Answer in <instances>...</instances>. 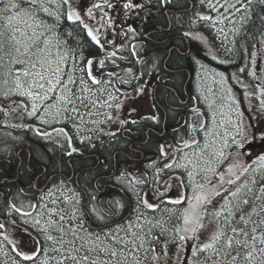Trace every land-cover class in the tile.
<instances>
[{"label":"flooded vegetation","instance_id":"obj_1","mask_svg":"<svg viewBox=\"0 0 264 264\" xmlns=\"http://www.w3.org/2000/svg\"><path fill=\"white\" fill-rule=\"evenodd\" d=\"M240 2L234 14L237 19L235 29H228L218 40L225 55L213 45L209 52L204 39L189 35L193 29L188 31L189 34L171 36L177 42L171 41V50H176L175 59L185 58L188 66L167 68L174 74V85L165 82L171 81L170 77H164L160 81L162 84L153 85L148 97L150 110L143 116L148 124L146 139L132 141L126 135L130 128L120 127L122 135L129 141L131 153L123 152L127 156L125 165L118 166L117 151L112 172L99 175L95 181L100 195L98 204L102 209V200L109 205L107 190L116 193L122 192V188L131 193V189L119 180L120 175L126 174L131 179L138 170L143 171L146 182L142 199L153 208L143 203L146 208L144 224L139 227L148 238V246L150 239L154 240L155 250L158 245L154 252L159 257L158 264H264V162L259 159L264 156V105L261 104L264 101V0ZM251 24L255 28H249ZM250 32L253 35L240 53L237 48L239 38L244 35L242 39L246 40ZM206 84L207 93L204 94ZM158 87L172 91L173 104L169 102L171 94L168 92L160 101ZM152 116L157 119L154 121ZM241 122L247 129V141L242 148H237L231 136L235 135L236 124ZM225 133H228V146L214 164L215 148L223 144ZM142 144H147V148H140ZM1 150L7 151L8 145L2 146ZM168 154L173 156L168 164L176 169L164 172L165 180H161L160 156ZM208 160L212 161L214 172L205 171ZM47 163L38 157L31 144L20 146L17 143L14 157H0V203L7 205L9 214L8 217L0 216V225L10 218V207L19 214H27L18 211L14 204L19 198L36 200L26 197L28 187L31 186L38 197L56 183V174L64 179L59 181L74 180L78 184L79 172L73 167L71 174L66 175L50 171ZM108 178L111 181L98 185ZM193 184L212 185L216 192L203 200L200 222L191 238L182 225L185 224V210L194 195ZM177 198H183V202L171 203ZM128 200V220L132 222L138 213L133 199L131 201L128 196ZM3 228L0 227V235ZM209 244L212 247L206 248ZM174 252L179 254V262Z\"/></svg>","mask_w":264,"mask_h":264},{"label":"rangeland","instance_id":"obj_2","mask_svg":"<svg viewBox=\"0 0 264 264\" xmlns=\"http://www.w3.org/2000/svg\"><path fill=\"white\" fill-rule=\"evenodd\" d=\"M95 1L97 0H69V3L65 4L64 0H52L51 3H46V6L54 15L49 16L42 11L36 15L35 24L43 21L47 25V27L35 29L38 33H44L40 38V47H44L45 40L51 41L46 52L50 54L49 59L52 61V67L55 68L57 65L60 67V75L64 84H67L69 77L74 83L67 84L71 92L64 91L62 93L58 88L55 93L48 94L50 99L37 101L38 110L35 115H31L33 101L27 96H21L16 91L12 77L7 74V64L0 78V109L5 110L3 111L6 116L3 121L5 127L10 128L11 125L25 127L27 124H32L34 132L37 131V134H32L34 138L47 141L49 144L63 145L66 142L75 143L80 139L90 140L91 137L100 134L105 129L115 131L120 127L122 121L126 122L127 118L138 120L149 112L151 103L147 97H150L152 93L151 80L141 91L140 94L142 95L133 97L126 88L116 82L113 75L109 74L113 71L110 67H102L99 64V57L108 53L107 49L109 48H105L108 38L103 40L105 37L104 30L102 32L98 31L100 33L98 39L104 43L105 50L101 49V55L90 58L85 57L83 52L73 45L71 36L63 34L61 30L59 22L64 16H67L69 11H78L80 15L79 11L82 9H93L91 13L94 19L97 15L94 12L97 10V7H94ZM240 1L202 0L200 8L205 16L211 19L204 20L201 19L202 16L197 17L193 21V36L199 40L204 39L206 44L213 45L215 49L217 47L218 51L225 55L223 53L224 47L219 44L218 40L225 36L228 29H235L237 19L234 14L241 5ZM14 2L19 3L22 9L30 8L26 0H14ZM7 3L8 0L0 3V9H3L4 4ZM98 3L99 5L103 4V1ZM16 12L17 10L9 12L0 10V31L11 33L13 29H19L31 35L33 22L27 16H24L22 12L20 14L21 19L13 20L9 25L7 17L16 15ZM56 15H59V21L54 18ZM24 21H27V23ZM16 35L19 37L20 32L17 31ZM209 49L212 50V47L207 49L210 52ZM89 61H92L90 66ZM101 67L102 69H100ZM93 80L96 82H93ZM203 93H207V84ZM62 94L69 98L71 103L59 100ZM216 142L217 138L214 139V146H216ZM223 150L222 143L215 148L216 152H223ZM220 157L222 156L215 155L213 157L214 164ZM172 159L173 156L170 154L161 156L159 163L161 180H165L163 178L164 172L168 173L176 169L172 164L171 168H165V165H168ZM194 167L197 166L194 165ZM119 180L131 189L134 206L138 213L135 215L136 219L127 222L126 226H112L95 232L84 230L85 218L79 211L82 197L79 193L70 189L65 181L54 183L45 193L39 194L36 200L16 199L14 205L17 210L27 214H19L13 207H10V218L6 219L0 235V264H42V261H47V264H59V261H62L61 254L65 253V256L68 254V241H75L76 248H80L81 244H84V247L86 245V249L96 245L101 248L108 245L118 249L120 247L123 250L124 245L115 244L113 237L131 241L132 243L128 244L129 248L138 246L142 237L144 244L136 255L138 259L144 257L145 262L153 259L154 256H157L154 252L157 251L158 245L156 244L154 252L151 251L154 240L150 239L148 246V238L143 235V231L139 227L142 226V223L144 224L143 218L146 210L142 199L144 185L134 186V182L126 174L120 175ZM150 214L154 213L150 212ZM60 215H64L63 221L59 219ZM79 216L82 219L79 221L80 225L84 224L82 229L78 226ZM37 220L40 221L39 224L36 223ZM50 221H54V223L50 224ZM61 227L64 229L62 234L54 232V230ZM71 228H76L78 234L81 230V234L77 235L83 239H78L72 233L69 234ZM20 229L24 230L21 231ZM42 229H47V233ZM132 233H136V236L133 237ZM46 234H50L57 239L61 235L67 234L63 238L65 241L63 248L60 251H55L54 249L61 248V245L46 241ZM97 237H99V240ZM81 250L85 253L84 248H80V252ZM18 252L31 255L34 259L23 260L22 256L17 254ZM73 254L78 255L79 252ZM79 255L81 256V254ZM173 255L179 262V254L174 252ZM89 256L90 259H94V257L101 260L109 258L107 254L97 255L96 252H90Z\"/></svg>","mask_w":264,"mask_h":264},{"label":"trees","instance_id":"obj_3","mask_svg":"<svg viewBox=\"0 0 264 264\" xmlns=\"http://www.w3.org/2000/svg\"><path fill=\"white\" fill-rule=\"evenodd\" d=\"M97 1H103V4L101 3V7L94 11L97 14L94 19L93 14L91 16L88 15L91 9H82L79 12L83 23L81 21H69L67 16H64L59 22L63 34L71 36L73 45L78 47L87 58L101 55L102 50L109 47L107 49L108 53L99 57L100 60L104 61L102 67H110L113 70L112 75L116 82L126 88L131 96H138L150 80L154 85H157L162 84L160 81H163L164 77H170L171 81L167 80L165 82L168 85H174L172 81L174 74L168 69H177V67L188 66V64L183 57L175 59L176 50L174 48L171 50V41L177 42L171 36L185 32L188 33L193 27V21L199 16H205L203 10L200 8L202 0H172L170 4L166 5H161L159 0H151V2L149 0H133V3L142 4V7L132 10L123 7L127 0ZM97 1H95V5L99 4ZM191 2L193 7H191ZM109 4L112 7H109ZM83 12L85 13L82 15ZM85 24L88 28L93 29V34L96 35L97 39L100 36L99 32L104 30L105 37L103 40L108 38L105 48L103 46L104 43L99 39L100 44H97L88 36L87 29L84 27ZM249 28L253 29L255 25L251 24ZM129 29H135V32L129 31ZM189 35L192 36L191 33ZM251 35L253 34L250 32L246 40L242 39L244 35L239 38V42L237 43L239 52L249 43ZM170 50L171 54L165 62L166 64L163 65ZM112 53H115V55L113 56ZM7 60V57H5L3 61H0V64L4 65L0 67V78L2 71L5 70L4 67L8 64ZM166 92L171 94L169 102L171 101L173 104L172 91L166 87L157 88V95L160 101H162V97ZM3 111L5 110L0 109V157L4 155L10 158L14 157L17 143H20V146L31 144V147L37 150L38 157L48 162L50 171L70 175L71 168L73 167L75 172H79L78 184L74 180H66L65 182L68 183L70 189L79 193L82 197L79 211L85 218L86 225L83 224L84 230L95 232V229L102 228L101 226L127 225L129 192L126 190L125 195L119 191L113 193L107 190L106 196L109 197V205H106V201L102 200V209H100L98 204L100 195L95 185V181L99 175L112 172L114 154L117 151H119L116 155L117 165H125L127 156L123 152H130L128 149L129 141L122 135L121 130L111 131L105 129L100 134L98 133L91 137L90 140L80 139L72 144L66 142L63 145H55L34 138L32 134H37V131L34 132L32 124H27L25 127L18 125H11L10 128L5 127L3 121L6 116ZM131 123V120H127L122 124V126L130 128L126 131V135L131 137L130 140H145V129L148 125L146 119L132 123L133 126H131ZM112 133H116V135L113 136ZM152 138L153 135H151ZM6 145H8V150L3 152L1 150L2 146ZM43 147L44 149H42ZM140 148L146 149L147 144H142ZM48 156L50 158H46ZM58 176L60 174L55 175L54 182L64 180ZM133 178L136 183L143 182V171L138 170L136 175H133ZM106 181H111V179H102L98 185L101 186ZM27 193V198H37L31 186L28 187ZM85 194H87V201L84 207ZM2 205L3 203H0V216L8 217V207L7 205ZM93 209H98L99 215L103 216V219L99 218L97 212L93 211ZM81 220L79 216L78 222ZM78 226H80V222ZM54 232L60 233L58 230H54ZM71 233L69 229V234ZM80 234L81 230L78 235ZM66 235L63 234V238ZM84 249L86 251V245ZM81 252L79 251L81 256L85 254L83 250ZM79 254L78 256H80ZM87 254L89 255V253ZM61 256L63 264H72L71 261L63 259L65 253L61 254ZM94 259H98V257H94ZM150 263L157 264V261L156 259H151ZM140 264H146V262L140 261Z\"/></svg>","mask_w":264,"mask_h":264},{"label":"snow or ice","instance_id":"obj_4","mask_svg":"<svg viewBox=\"0 0 264 264\" xmlns=\"http://www.w3.org/2000/svg\"><path fill=\"white\" fill-rule=\"evenodd\" d=\"M26 2L29 4V9H22L21 5L17 2H14V0H8L7 4H4L3 9H0L5 12L17 10L16 15L7 17L9 25H11L13 20L21 19V12L24 16H27L29 20L33 22V31L31 35H28L23 30L19 29H13L11 33L7 31H0V61H3L5 57L8 58V75L12 77L13 83L15 85L16 91L21 96H27L30 98L32 103V112L31 115H35L37 112V101H46L50 99L49 93H55L56 90L59 88L61 92L64 91L71 92V89L67 87V84H73L74 81L69 77L67 84H64L62 78H61V69L57 65V67H52V61L49 59V53L46 52V49L48 45L51 43V41H44V47H40V38L44 35V33H38L35 29L39 27H47V25L44 24L43 21H40L39 24H35L36 21V15L42 11L43 13L48 14L49 16L54 15L49 7L46 6V3H51L52 0H26ZM151 2V0H149ZM161 5L170 4L172 0H159ZM0 3H4V0H0ZM65 4L69 3V0H64ZM59 6V5H57ZM109 7H112L111 4L108 5ZM94 7H101V5L96 4ZM123 7L128 10L136 9L142 7V4L140 3H133V0H127V2L124 3ZM88 15L91 16L92 13L89 10ZM57 21H59L60 17L59 15H56L54 17ZM67 19L69 21H81V17L79 13L69 11L67 13ZM201 19L208 20L211 19L208 16H203ZM27 23V21H24ZM81 23H83L81 21ZM84 27L87 29V34L91 39L97 43L100 44V41L97 39L96 35L93 34V29L88 28V26L85 24ZM19 31L20 35L19 37L16 35V32ZM129 31L135 32V29H129ZM114 56L115 53H112ZM92 61H89V66L91 65ZM104 61L100 60L99 64L103 66ZM4 66L3 64H0V67ZM243 71V69H241ZM90 74V73H89ZM93 82H96L93 80ZM59 100L64 101L66 103H71V100L69 98H66L63 94L59 97ZM261 104L264 105V101H261ZM154 121L157 119L155 116L150 117ZM42 119V118H41ZM43 122V119H42ZM124 123L123 121L121 122ZM132 123H136V121H132ZM236 132L235 135L231 136L232 142L236 145L237 148H242L244 146V143L247 141V129L246 126H243L242 122L236 124ZM63 131V130H60ZM113 136L116 135V133H112ZM239 137V139H237ZM194 143H198V141H193ZM228 146V133L224 134V140L222 147ZM208 145H205V148H207ZM75 151V150H73ZM71 155V153H69ZM214 155L222 156L223 152L218 151L214 153ZM239 156V154H238ZM238 158V157H237ZM260 161L264 162V156L259 157ZM206 164L208 167L205 168L206 172H214V168L211 166L212 161L208 160L206 161ZM183 166V165H181ZM165 167L171 168L172 165L168 164L165 165ZM235 167V165L233 166ZM229 171H232V169H229ZM191 173H189V177L191 179ZM199 190V191H198ZM193 197L192 201H190V211L185 210V224L186 225H194L197 223V216L199 215V209L201 202L208 198V194L206 192V185H197L193 184ZM235 195V193H233ZM183 202V198H177L171 203L173 204H181ZM118 203V202H117ZM143 203L148 208H153V205L148 204L146 200L143 201ZM93 211L97 212V215L99 218L103 219V216L99 215L98 209H93ZM74 215V214H73ZM64 215H60L59 219L61 221L64 220ZM37 224L40 223L39 220L36 221ZM50 224L54 223V221H50ZM202 226V225H201ZM0 227H3V225H0ZM81 229L83 228V225L79 226ZM60 233L64 232V229L58 228L57 229ZM72 234L74 236H77L78 239H83L82 237H78L77 235V229L71 228L70 229ZM45 233H47V229H42ZM132 236L135 237L136 233H132ZM46 241H50L53 244H59L61 245V248L54 249L55 251H60L63 248V245L65 243L63 239V235L60 236L59 239L53 237L50 234H46L45 236ZM99 240V237H97ZM184 237L181 236V240H183ZM113 240L115 244L120 245L123 244L124 248L123 250L118 249L117 247H112L105 245L104 247H100L99 245H96L92 248H87L85 251V254L82 256L74 255L73 253H78L80 251V248H84V244L80 245V248L75 247V241H68L69 249L68 254L64 256L65 261H71L72 264H140V260L138 259L136 253L139 252L140 248L143 247L144 239L140 238V244L134 248H129L128 244L132 243L131 241H124L120 239H116L113 237ZM205 247H212L211 244L205 245ZM151 251H155L154 248L150 249ZM90 252H96L97 255H100L101 253L107 254L109 257L108 259H90V256L87 253ZM18 255L22 256L23 260H32L34 259L31 255H26L24 253H17ZM193 255H195V252H193ZM131 257V259H129ZM158 256H154L153 259H158ZM42 264H47V261H42ZM60 264H63V261L60 262Z\"/></svg>","mask_w":264,"mask_h":264},{"label":"water","instance_id":"obj_5","mask_svg":"<svg viewBox=\"0 0 264 264\" xmlns=\"http://www.w3.org/2000/svg\"><path fill=\"white\" fill-rule=\"evenodd\" d=\"M191 5H192V4H191ZM191 7H192V6H191ZM170 54H171V53L169 52V55L167 56L165 62L168 60ZM206 192H207V194H214V193L216 192V189H215L214 186H213V187H212V186H208V187H206ZM203 204H204V202L202 201V202H201V205H200V209H199V215H198L197 218H196V219H197V223L194 224V225H187V226H186L185 224L182 225V229H183V231H184L186 234L190 235L191 238L193 237V234H194L195 228H196L198 222L200 221V214H201V210H202V206H203ZM187 210L190 211V204L188 205Z\"/></svg>","mask_w":264,"mask_h":264},{"label":"bare ground","instance_id":"obj_6","mask_svg":"<svg viewBox=\"0 0 264 264\" xmlns=\"http://www.w3.org/2000/svg\"><path fill=\"white\" fill-rule=\"evenodd\" d=\"M167 58V57H166ZM166 60V59H165ZM165 62V61H164ZM220 65V64H219ZM103 130V129H102ZM122 182V181H121ZM124 184V183H123ZM110 188V187H109ZM108 193V192H107ZM109 199V198H108ZM74 203H76V202H74ZM57 208V207H56ZM62 209V208H61ZM71 221V220H70Z\"/></svg>","mask_w":264,"mask_h":264}]
</instances>
